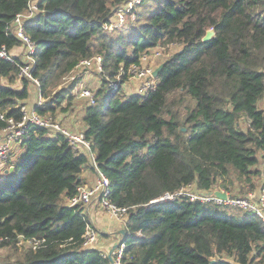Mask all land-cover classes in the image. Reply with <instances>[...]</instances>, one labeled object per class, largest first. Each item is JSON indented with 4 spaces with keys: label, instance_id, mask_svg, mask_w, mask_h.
Wrapping results in <instances>:
<instances>
[{
    "label": "trees",
    "instance_id": "obj_1",
    "mask_svg": "<svg viewBox=\"0 0 264 264\" xmlns=\"http://www.w3.org/2000/svg\"><path fill=\"white\" fill-rule=\"evenodd\" d=\"M132 1L36 2L38 11L24 23L36 46L30 74L46 99L36 111L55 118L82 76L67 87L63 78L101 56L103 82L86 108L84 135L110 179V201L129 209L120 263L264 264L258 215L187 196L148 206L190 185L196 193L229 196L238 184L246 196L260 189L264 0H140L128 12L134 19L115 25V13ZM32 2L0 0V49L13 58H0V132L9 120L22 122L30 98V79L21 76L26 61L11 51L25 47L13 23ZM177 45L156 90L126 92L142 55ZM20 146L8 164L13 170L0 175V250L11 252L0 264H113L97 247H84L90 220L84 205L68 203L84 183L89 158L63 134L38 125L28 127Z\"/></svg>",
    "mask_w": 264,
    "mask_h": 264
},
{
    "label": "built area",
    "instance_id": "obj_2",
    "mask_svg": "<svg viewBox=\"0 0 264 264\" xmlns=\"http://www.w3.org/2000/svg\"><path fill=\"white\" fill-rule=\"evenodd\" d=\"M37 1L38 0H33V2L29 5V9L25 13L17 16L13 23V30L14 35L20 41H22L25 47L29 49H27V56L31 60L29 62L26 61V65L21 70V76L29 78L30 81L35 83L40 90V82L37 79H34L30 74L31 69L34 66V59L31 55L35 53L36 46L33 44L24 30V23L29 19H32L38 11V8L36 6ZM136 1L133 2L136 3ZM129 5H131V2L128 5H125L124 8H122L118 12V18L120 19L121 25L125 22L124 20L126 19L127 15L126 13L131 9L128 7ZM113 27L114 26L111 25L110 29H113ZM0 58L6 59L8 61H13V58L6 50L5 46L0 49ZM102 61L103 59L101 56H95L91 59L81 61L77 69H90L92 67H95V69L100 73L103 70ZM151 61L152 57L148 53H146L142 55L141 63L139 65H135L130 68L131 72L135 74L134 78L137 77L143 81L140 87V93L154 91L157 88V83H154L149 80V78H147L151 74V70L148 66ZM77 90L79 92V96L82 98H87L90 105H94L96 103L94 99V93L91 89L84 86ZM38 97V106L40 107L46 103V100L42 96V94H39ZM23 113L24 117L22 122L17 124L14 122V120H9L10 126L2 131L8 134V141H6L5 143H0V175L10 168L8 164L10 159H12L13 152L17 151L16 144H18L19 146L21 145L22 137L26 133V130L30 125H38L51 130L53 133H61L67 138L68 143L72 147V149L76 152L84 153L85 155H87L94 168L98 171V180L95 183H83L78 188L77 195L68 201L69 206H77L79 204H82L85 207L86 205H90L96 202L103 210H105L115 220L126 227L129 216V209L126 207H120L110 201V195L112 192L110 179L100 171L96 160V155L93 151L92 142L85 137L84 132L73 133L67 129H64L59 123H54L51 119L52 117L48 118L46 115H41L36 111V109L33 111L32 109L29 110L27 105L23 107ZM222 192L227 193L226 191ZM227 195L229 194L227 193ZM182 196H187L191 200L215 201L219 204L235 206L247 213L258 215V217L264 221V185L260 187L258 192H250L246 197H228L226 200L216 197L213 192L196 193V191H193V188L190 185L188 187L182 188L175 193H169L157 197L151 200L148 206L166 205L179 200ZM83 237L85 248L97 247L99 233L95 228H93L91 224L88 225L86 233ZM124 249L125 243L121 244L114 251L113 264H121L120 261L123 256Z\"/></svg>",
    "mask_w": 264,
    "mask_h": 264
},
{
    "label": "rangeland",
    "instance_id": "obj_3",
    "mask_svg": "<svg viewBox=\"0 0 264 264\" xmlns=\"http://www.w3.org/2000/svg\"><path fill=\"white\" fill-rule=\"evenodd\" d=\"M139 2H140V0L136 1V3H139ZM136 3L132 1L131 5H129L128 7L132 8ZM124 19H125V17H124ZM132 19H134V14H129L128 13V17L126 15V19L124 20L125 21L124 23H128ZM113 22L115 23V25L121 26L120 19L118 18V13H115ZM180 47L181 46H179V45H177V46H165V47L160 46V47H157L155 49H152L149 52V55L152 57V61L148 65L150 70H151V74L147 78H149V80H151L152 82L157 83V78L154 75V73L161 66L164 67V63H165L166 59H168L171 54H173L174 52L179 50ZM27 49H28L27 47L16 48V51H15L14 54H19L20 53V56L25 61L29 62L31 60L27 56V52L29 50V49L28 50ZM102 63H103V61H102ZM130 72H131V69H130L129 73ZM100 73H102V72H100ZM100 73H99L98 70L95 69V67H92L90 69L78 68L72 74H70L69 76H66L65 78H63L61 87L69 86L71 84V82H73V80H75L76 78H81V76H82L81 82L79 83L77 89H80L81 87L85 86V87L91 89L93 91V93H95V91L99 87H101L102 82H103V77L100 75ZM134 75L135 74H133L131 72L130 81L132 79V82H131V85H128L129 86L128 90L126 89V92L129 95L130 94H136L138 88H139V91H140V87H141V84L143 82L142 80H140L137 77L134 78ZM14 86L20 88L21 87V83L17 82ZM29 86H30V98H29V101H28L29 104H27V107H28L29 110L32 109V111H33L37 107H39L38 106V101H39V97L38 96H39V94H41V92H40L39 88L37 87V85L35 83L31 82V81H30ZM77 89H75L73 91V95H72V98L70 100L64 101L62 103V106H61V108H59L55 118H51L49 115H46V116L48 118H51L54 123H59L64 129H67V130H69V131H71L73 133H83L81 131L80 132H74V131L70 130V128L68 126H66L64 124V120H66V119L75 121V119L78 118L75 122L77 124L79 122H81V115L85 113L86 108L88 107V105H90V103H89L87 98H82V97L79 96V92L77 91ZM102 104L103 105L106 104V98L102 100ZM67 115H68V117H67ZM6 141H8V134L4 133V132H2V133L0 132V143H5ZM16 145H17V148H16L17 151L22 150L21 146H19L18 144H16ZM94 154L97 155L95 151H94ZM259 168L263 169L262 162L259 165ZM8 170H10V169H7L6 171H8ZM263 183H264V175H262L256 181V184L259 185V187ZM240 186H242V185L241 184L236 185L235 189L232 191V194H230V195L233 196V197H246V194L241 193ZM258 190H256L255 192H258ZM231 196L228 195L229 198H231ZM93 228H95V227H93ZM28 245H29V242H27V244H24L23 242H21L20 246H21V248H23V246H28ZM9 256H11V252L10 251H8V250H0V260L1 259H5V257H9Z\"/></svg>",
    "mask_w": 264,
    "mask_h": 264
},
{
    "label": "crops",
    "instance_id": "obj_4",
    "mask_svg": "<svg viewBox=\"0 0 264 264\" xmlns=\"http://www.w3.org/2000/svg\"><path fill=\"white\" fill-rule=\"evenodd\" d=\"M19 48V47H18ZM16 48L11 51L12 55L20 56L19 54H14ZM21 57V56H20ZM132 79L129 82L131 85ZM129 87V86H128ZM78 91V90H77ZM139 92V88L137 92ZM29 101V99H28ZM27 101V104H29ZM86 113V110H85ZM85 113L81 115V122L78 124L73 120H64V124L70 128V130L74 132H84L86 126L84 124V116ZM79 115V114H78ZM68 117V115H67ZM21 151V150H20ZM87 156V155H86ZM15 159V156L12 155V159ZM81 178L85 183H95L98 180V171L94 168L92 163L90 162L87 167H85L82 171ZM262 186V185H261ZM260 186V187H261ZM85 213L87 214L90 223L93 227H95L99 232V240L97 243V248L106 256H108L109 252L113 249V247L120 242L122 235L120 231L122 229H127L124 225L120 224L117 220H115L109 213L103 210L98 203H92L90 205L85 206Z\"/></svg>",
    "mask_w": 264,
    "mask_h": 264
},
{
    "label": "water",
    "instance_id": "obj_5",
    "mask_svg": "<svg viewBox=\"0 0 264 264\" xmlns=\"http://www.w3.org/2000/svg\"><path fill=\"white\" fill-rule=\"evenodd\" d=\"M213 36H214V31L211 30V31H209V32L207 33V35L205 36L204 41H208V40H210ZM162 68H163V67L161 66L160 68H158V69L156 70V72L154 73V75H155L156 77H157V76L159 75V73L162 71ZM12 170H13V168H10V170H8V171H12ZM8 171H7V172H8ZM213 194H214L216 197L221 198V199H223V200H226V199L228 198L227 193L222 192V191H215V192H213ZM120 234L122 235V238H121L120 242L117 243V244L113 247V249L109 252V254H108V258H109V260H110L111 262H113V253H114V251H115V250H116L121 244H123V243L126 242V239H127V236H128V230H127V229H122V230L120 231ZM215 263H216L215 260H213V261L211 262V264H215Z\"/></svg>",
    "mask_w": 264,
    "mask_h": 264
}]
</instances>
